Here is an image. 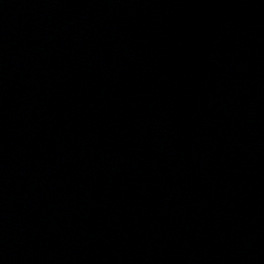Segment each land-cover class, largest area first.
<instances>
[{
    "label": "water",
    "instance_id": "obj_1",
    "mask_svg": "<svg viewBox=\"0 0 264 264\" xmlns=\"http://www.w3.org/2000/svg\"><path fill=\"white\" fill-rule=\"evenodd\" d=\"M0 264H264V0H0Z\"/></svg>",
    "mask_w": 264,
    "mask_h": 264
}]
</instances>
